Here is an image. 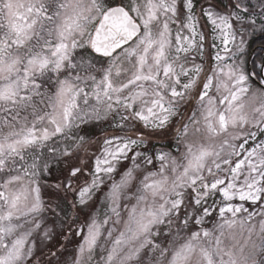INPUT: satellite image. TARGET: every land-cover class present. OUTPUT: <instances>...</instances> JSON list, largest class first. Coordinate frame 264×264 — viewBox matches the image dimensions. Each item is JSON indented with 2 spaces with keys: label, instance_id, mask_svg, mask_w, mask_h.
I'll use <instances>...</instances> for the list:
<instances>
[{
  "label": "snow or ice",
  "instance_id": "6c2138e0",
  "mask_svg": "<svg viewBox=\"0 0 264 264\" xmlns=\"http://www.w3.org/2000/svg\"><path fill=\"white\" fill-rule=\"evenodd\" d=\"M0 264H264V0H0Z\"/></svg>",
  "mask_w": 264,
  "mask_h": 264
},
{
  "label": "trees",
  "instance_id": "16d2710c",
  "mask_svg": "<svg viewBox=\"0 0 264 264\" xmlns=\"http://www.w3.org/2000/svg\"><path fill=\"white\" fill-rule=\"evenodd\" d=\"M259 43V41H257V44Z\"/></svg>",
  "mask_w": 264,
  "mask_h": 264
}]
</instances>
